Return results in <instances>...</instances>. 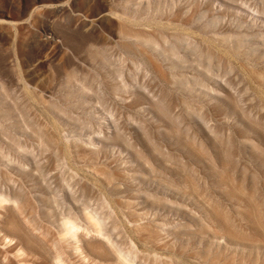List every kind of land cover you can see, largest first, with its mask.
Returning <instances> with one entry per match:
<instances>
[{"label":"rangeland","instance_id":"1","mask_svg":"<svg viewBox=\"0 0 264 264\" xmlns=\"http://www.w3.org/2000/svg\"><path fill=\"white\" fill-rule=\"evenodd\" d=\"M0 264H264V0H0Z\"/></svg>","mask_w":264,"mask_h":264},{"label":"bare ground","instance_id":"2","mask_svg":"<svg viewBox=\"0 0 264 264\" xmlns=\"http://www.w3.org/2000/svg\"><path fill=\"white\" fill-rule=\"evenodd\" d=\"M74 227V226H73ZM73 229V228H72Z\"/></svg>","mask_w":264,"mask_h":264}]
</instances>
